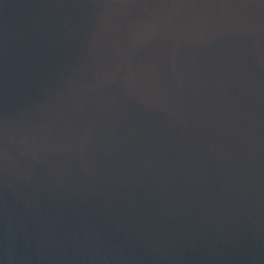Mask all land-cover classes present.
Here are the masks:
<instances>
[{"label":"water","instance_id":"95a60500","mask_svg":"<svg viewBox=\"0 0 264 264\" xmlns=\"http://www.w3.org/2000/svg\"><path fill=\"white\" fill-rule=\"evenodd\" d=\"M0 264H264V0H0Z\"/></svg>","mask_w":264,"mask_h":264}]
</instances>
